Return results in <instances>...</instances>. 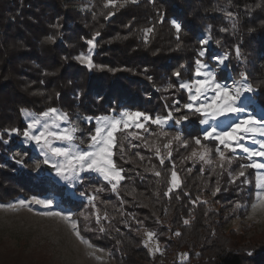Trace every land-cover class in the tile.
<instances>
[{
    "label": "trees",
    "instance_id": "trees-1",
    "mask_svg": "<svg viewBox=\"0 0 264 264\" xmlns=\"http://www.w3.org/2000/svg\"><path fill=\"white\" fill-rule=\"evenodd\" d=\"M103 2L94 0L87 12H78L70 8L68 0H0V201L28 197L33 192L43 194L42 182L13 174V164L7 160L9 145L3 141L12 139L3 129L18 127L23 131L22 108L37 115L51 107L69 114L79 111L84 117L124 108L165 116L174 107L172 101L179 100L180 105L186 102L173 73L180 71L183 80L191 76L201 31L209 25L212 45L208 59L228 52L233 74L247 73L264 111V0H139L136 5L113 10L112 16ZM159 12L164 13L163 23L159 22ZM228 12L234 14V20ZM173 18L182 25L179 40L171 26ZM148 27L154 30L145 43L142 29ZM97 32L91 59L101 67L89 70L74 58L88 52L86 40ZM49 36L54 42L47 39ZM237 45L241 60L235 56ZM170 83L175 87L168 88ZM177 113L186 112L182 109ZM198 120L196 115L190 116L180 126L173 124L165 131L170 135L179 131L182 141L192 143L193 137H200ZM120 136L118 133L121 142ZM124 148L123 153L115 148L113 157L123 169L122 185L127 193L123 196L121 192L125 203L122 213L141 224L144 219L143 225L155 233L163 253H187L185 261L168 264H264V247H228L230 237L219 223L222 216L213 209L212 201L244 200L249 206L245 212H249L256 190L252 168L245 169V177L234 181L230 177L241 170V158L228 155L235 164L220 167L182 158L188 147L174 144L171 156L161 164L143 136L135 141L134 152ZM134 156L144 157L143 173H138ZM173 170L181 186L165 196ZM155 171L161 175L157 177ZM245 179L251 183L245 184ZM77 203L69 204L75 209ZM73 218L81 235L92 243L104 244L118 264H143L146 248L140 246L137 225L131 224V231L125 232L120 219L102 222L111 230L108 233L99 232L95 222L78 213Z\"/></svg>",
    "mask_w": 264,
    "mask_h": 264
},
{
    "label": "snow or ice",
    "instance_id": "snow-or-ice-1",
    "mask_svg": "<svg viewBox=\"0 0 264 264\" xmlns=\"http://www.w3.org/2000/svg\"><path fill=\"white\" fill-rule=\"evenodd\" d=\"M133 3L136 0H132ZM108 3L115 6L116 0H108ZM108 4L105 5L107 7ZM114 13L109 12L108 16H112ZM160 19L159 22L163 23L164 13H158ZM230 19H235L232 12L226 14ZM107 18V17H106ZM171 26L175 29L176 38L179 40L180 33L182 31V25L175 18L171 20ZM236 25L233 23V28ZM153 27L142 29L144 41L148 42L149 34L153 32ZM221 31H227L222 28ZM205 32L206 36L199 39L201 45L200 50L197 53V58L194 61V69L192 78L189 80L181 79L180 71L173 73L179 81L178 88L187 92L188 102L180 105V101L173 102V110H170L166 116L156 115L155 117L150 114L140 111L122 110L119 115L112 110V114L101 115L98 117H83V121L89 125L95 123L93 131L87 134L86 147H81L85 143V139L78 136L80 131L79 127L75 125L69 113L62 111L58 108H48L45 111L37 114L30 112L28 109H21V115L25 118L27 126L21 130L18 127H10L3 129L9 137L13 135L21 137V144L27 148L28 145H34L38 150L39 155L42 157L40 160H36L33 171H39L44 166H47L52 170L54 176L59 181H63L66 185L74 187L76 183L81 182L84 179L82 174L94 173L98 174L107 181L113 191H116L117 185L124 179L122 175L123 169L118 168L113 157L116 154L114 149L118 146L120 152L125 151L123 143L118 141L117 133H122L130 127L137 129H143L144 132H148L149 129L146 124L151 123L156 125L160 129L159 135L168 137L170 134L164 130L165 125L175 120L176 125H180L185 121H188L190 116H199V124L206 127L202 130V137L205 141H216L215 154L219 158L220 167H223L224 162L231 164V157L226 155V152L235 154L237 150L246 155L249 160L248 164H241V170L237 174L238 177H245V169H256L259 173L260 170H264V139L257 140L255 137L259 135L264 137V118H258L253 112L249 111L245 104V94H251L255 91L254 86L248 82L246 72H241L239 78L233 81V86H229L226 83H222L217 79V72L210 67L204 60L207 53L205 47L211 37V26L209 25ZM97 32L92 39L86 40L89 46L88 54L80 53L75 57L80 64L86 65L89 70L93 68H100L101 66L95 65L91 59V50L95 47L94 41ZM49 41L54 42V37L49 36ZM217 45L220 41H216ZM237 60L242 59V54L239 45L234 49ZM212 59L216 61L217 67H226V61L230 59L228 52L222 55L213 56ZM181 67H184L183 65ZM151 79V77H149ZM175 87L173 84H169L168 88ZM167 90V89H166ZM59 94H57L58 96ZM187 110L185 114H181L178 118L175 117L176 112L181 110ZM232 117L233 119L226 125L222 126L221 118ZM132 122L131 124L129 122ZM211 122V123H210ZM133 135L134 138H140L138 135ZM79 140V143L77 141ZM172 140L181 141L182 134L177 131L172 137ZM172 140L165 143L163 147L165 149L170 148ZM194 143L200 146V150L193 149L192 156L198 157L199 160L204 163H211L212 149L206 145H202L199 137H193ZM249 140L254 146L247 147L243 141ZM4 144L9 143V140H4ZM184 146L188 147V143L184 142ZM20 155V153H17ZM156 154L160 159V163H164V157L160 153V148H156ZM139 155V153H137ZM169 157L171 152H168ZM28 156L27 151H23L20 159H15V163L21 167H28L25 157ZM256 158H261L257 160ZM141 160L144 157H140ZM155 175L159 177L161 173L155 171ZM236 177L233 178V181ZM245 184L251 182L245 179ZM170 187L164 193L168 196L174 189L181 186V180L175 170L171 172V178L169 181ZM255 199L251 203L252 214L255 215L258 211H264V174H258L255 181ZM103 188H97L96 191H103ZM217 191L219 189L217 188ZM215 195V193H213ZM81 197L85 196V193H80ZM89 203H93L97 197L95 195L87 196ZM199 199V198H198ZM20 206H28L29 204L41 205L45 208H51L54 200L40 198L38 196H31L28 200L20 199L16 201ZM0 207L12 208L14 205L9 203L7 205H0ZM93 207H95L93 203ZM249 206L239 201L234 206L235 209L244 208L247 210ZM31 210V208H30ZM44 216H56L66 221L76 237L81 243L88 245V247H94L87 239H85L80 232L78 222L73 219L72 212L63 211H46L40 213ZM83 215V213H81ZM87 218V217H85ZM107 218L106 216L104 217ZM101 217L96 215V221L99 224ZM185 224L188 220L184 221ZM90 230V229H86ZM104 231L103 227L99 229ZM147 240L143 241L144 246L147 247L148 243L153 240L155 233L147 231L145 233ZM175 235L179 236L177 232ZM100 250V249H98ZM102 251V250H101ZM158 243L155 248H150L149 252L155 254L161 252ZM251 255V253H249ZM183 258H187V253L181 254Z\"/></svg>",
    "mask_w": 264,
    "mask_h": 264
},
{
    "label": "rangeland",
    "instance_id": "rangeland-1",
    "mask_svg": "<svg viewBox=\"0 0 264 264\" xmlns=\"http://www.w3.org/2000/svg\"><path fill=\"white\" fill-rule=\"evenodd\" d=\"M103 1L104 7L106 4H108V6L105 7L108 10V13L114 12L113 10L120 9L126 4L133 3L132 0H116V4L115 6H113L112 4L108 3V0ZM138 1L139 0H136L134 4L136 5ZM68 3L70 8L73 10L75 9L78 12H87L94 3V0H68ZM207 34L208 33L205 32V29H202L200 37L202 38ZM211 45L212 40H210V42L205 46L207 48V53L208 51H210ZM198 46L200 50L201 45L199 44V42ZM92 51L93 49L91 50V54ZM88 52L85 54L87 55ZM207 53L204 57V60L207 64L210 65L211 68L216 70L217 79L222 83L228 84L230 87L233 86V81L239 78V74L241 72H238L237 76H235L230 67L229 60L226 61V67L218 68L216 61L212 59V57L216 55L214 54L213 56H211L209 60L207 57ZM222 54L223 53H219L217 55ZM77 63L80 64L79 61H77ZM80 65L87 67L86 65ZM192 74L189 78L184 80L191 79ZM180 91L184 93L186 98L185 103H187V92L183 90ZM244 102L249 111L253 112L258 118H264V111L255 99V91L251 94H245ZM171 105L174 106L173 101ZM122 110L140 111L129 108H124ZM171 110H173V108ZM121 111L115 113L119 115ZM185 112H187V110H185ZM109 114H112V111H110V113L106 115ZM69 115L71 117L72 122L77 125L80 129L77 135L85 139V143L82 144L81 147H86L87 134L90 131L94 130L95 123L93 122V124L89 125L87 122H84V116L79 111H74ZM174 115L176 118L180 116V114L177 112ZM155 116L156 115H153V117ZM196 117L199 119L198 114L196 115ZM22 118L25 125L27 126L25 118L23 116ZM232 119L233 118L230 116L221 118L222 126H226ZM129 123L131 124L132 122L130 121ZM173 124L175 126H180L176 125L175 120L173 119L165 125L164 130L167 127L172 126ZM198 126L200 129L199 138L201 139L202 145H206L207 147L212 149V162L208 164L220 166L219 158L215 154L217 142L211 140H203L201 133L206 126L200 125L199 120ZM146 127L149 129L148 132H144L143 129H137L133 126L126 129L124 132L119 133L121 135V142L123 143L124 147H127L128 152L131 150L132 152H134L133 147L135 141L140 139L142 136L144 137V143H146L147 147L155 152L156 148L159 147L160 153L164 158L169 157L168 152L171 149V145L176 144L179 147H183L184 142H186L185 140H172V137L174 135H169L168 137H163L159 135L160 129L154 124L148 123L146 124ZM128 133L136 134L140 138H134L133 135H128ZM156 133L158 134L157 139H152L151 135ZM9 138L12 139V142L9 141L11 142V144L7 143L9 145L7 160L13 164V174L21 173L31 176L35 183H39V181L42 182L44 189L43 191H41L43 193L42 195H38L33 192L28 197L18 195L14 198H8L6 202L0 201V205H7L9 203H12L14 205V207L12 208L0 207V264H118L116 262L117 259L115 257V254L111 250L107 249L104 244L92 243L87 239L94 246L91 248L88 247V245L80 242V240L76 237L70 225L66 221H64L60 217L44 216L40 214L46 211L72 212L73 216L77 215L78 213L80 217H87L86 219L95 222L97 230L99 232H101L99 230L101 227H103L105 232H111L110 229L105 227L104 223L115 219L121 220V226L123 227L125 232L131 231V224L137 225L136 231L139 234L138 236H142V242L140 246L142 248H146L145 256L142 260L143 264H153V262L150 261L149 258H151V256L153 257L159 254H162L164 256L165 263L163 264H168L170 261L177 260L178 262L185 261V258H183L181 255H178L177 253H172L169 255L163 253L161 245L155 240V237L152 241L148 243L147 247L144 246L143 241L148 239L145 235L148 230L143 225L145 220L143 219V223L141 224L139 222H135L132 217L128 218L127 215L122 213L125 203L121 198V192L123 196L127 195V193L125 192V188L122 185L123 180L117 185L116 191H113L111 185L107 181H104L103 178L100 177L98 174L84 173L82 174L84 176V179L81 182L76 183L74 187H70L66 185L63 181H59L58 178L54 176L52 170L49 169L47 166H44L39 171H33V168L35 166L34 162L36 160L42 159V157L39 155L38 150L35 148L34 145H28L27 148H25V146L21 144V137L19 136L13 135ZM255 138L257 140L264 139V137H260L259 135H257ZM169 140H172L170 148L165 149L163 145L165 143H168ZM77 143H79V140L77 141ZM187 143L188 150L182 158L201 161L198 159V157L192 156L193 149H197L199 151L200 146H197L194 141H192V143ZM243 143H245V145L250 148L258 147L254 146L249 140H245L243 141ZM116 149H118L117 152L120 151V148L118 146L116 147ZM23 151L28 152V156L25 157V161L28 167H21L17 165L13 159V157H15V159H20L21 155L23 154ZM17 153H20V155H18ZM226 155L238 156L243 160L240 161V164L249 163V160L247 159L246 155L239 152V150H237L235 154L226 152ZM157 158L158 161H160L158 156ZM134 159L138 164V173H143L146 170V165L143 164L140 157L134 156ZM256 159L259 160L261 158ZM224 164L227 167H230V165L235 163L232 161L231 164L227 162H224ZM250 170H252V173L254 174V181H256V177L258 174H264V170H260L259 173L256 169ZM238 173L236 172L231 174V180H233L234 177H236L237 179ZM97 188H103L104 190L97 192ZM254 188L256 189V187ZM81 192L85 193L84 197L80 196ZM255 192L256 190L253 193L254 197ZM33 195L38 196L40 198L53 199L54 203L51 208H45L41 205L36 204L20 206L16 203V201L20 199L28 200ZM89 195H95L97 197V199L93 202L95 207H93V203H89L87 199V196ZM69 201L78 202L77 205H75V209L71 207ZM212 202L213 209L215 210V212H219L218 214H221L222 216V219L219 220V223H221L222 226V232L230 237V243L228 247L233 246V248L243 250L251 248L258 249L260 247H264V211H258L255 215H253L251 207L248 213L245 212L244 208L235 209L234 206L238 201ZM239 202L242 204L245 203L244 200H240ZM81 213H83V215H81ZM96 215H99L101 217L99 224L96 221ZM105 216L107 217L106 219L104 218ZM162 227L167 229V227L164 225H162ZM157 243L162 251L153 255L149 252V249L155 248ZM121 264L124 263L121 262Z\"/></svg>",
    "mask_w": 264,
    "mask_h": 264
},
{
    "label": "built area",
    "instance_id": "built-area-1",
    "mask_svg": "<svg viewBox=\"0 0 264 264\" xmlns=\"http://www.w3.org/2000/svg\"><path fill=\"white\" fill-rule=\"evenodd\" d=\"M150 261L153 262V264H162L164 263V256L162 254H159L157 256H151V258H149Z\"/></svg>",
    "mask_w": 264,
    "mask_h": 264
}]
</instances>
